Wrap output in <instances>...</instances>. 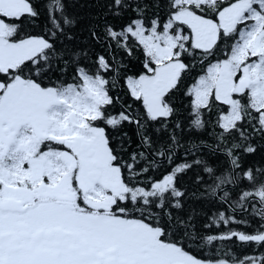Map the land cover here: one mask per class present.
<instances>
[{"label": "snow or ice", "instance_id": "snow-or-ice-1", "mask_svg": "<svg viewBox=\"0 0 264 264\" xmlns=\"http://www.w3.org/2000/svg\"><path fill=\"white\" fill-rule=\"evenodd\" d=\"M0 264H264V0H0Z\"/></svg>", "mask_w": 264, "mask_h": 264}]
</instances>
